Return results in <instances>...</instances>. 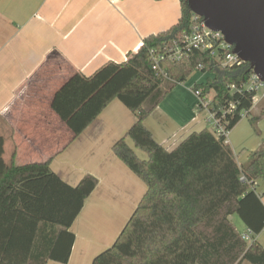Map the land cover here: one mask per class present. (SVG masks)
Instances as JSON below:
<instances>
[{
    "label": "trees",
    "instance_id": "trees-1",
    "mask_svg": "<svg viewBox=\"0 0 264 264\" xmlns=\"http://www.w3.org/2000/svg\"><path fill=\"white\" fill-rule=\"evenodd\" d=\"M181 4L177 24L143 40L139 69L112 97L136 115L126 137L148 159L139 158L126 138L114 145V154L147 192L116 242L92 264H264V245L257 240L264 231V192H257L264 180V145L240 164L227 138H217L208 128L168 149L144 124L196 71L214 75L193 91L211 99L218 116L225 114L227 132L244 117L257 129L264 117V97L256 115L258 91L245 88L253 74L249 63L223 66L209 52L192 51L179 61L162 59L165 74L153 71L150 51L171 48L195 22L187 3ZM231 85L240 90L232 91ZM97 185L86 175L70 186L51 170L50 160L7 163L0 141V264H67L76 241L70 229ZM236 216L252 232L250 242L230 219Z\"/></svg>",
    "mask_w": 264,
    "mask_h": 264
},
{
    "label": "crops",
    "instance_id": "crops-1",
    "mask_svg": "<svg viewBox=\"0 0 264 264\" xmlns=\"http://www.w3.org/2000/svg\"><path fill=\"white\" fill-rule=\"evenodd\" d=\"M181 15L179 0H0L5 161L50 160L51 170L73 187L86 175L98 180L70 229L76 241L67 264H92L110 248L147 192L114 154V145L126 138L139 158L148 159L126 137L136 115L112 97L139 69L143 40L171 28ZM182 85L144 122L168 149L208 128L194 91ZM243 119L227 136L234 154L241 141L233 132L253 130Z\"/></svg>",
    "mask_w": 264,
    "mask_h": 264
},
{
    "label": "water",
    "instance_id": "water-1",
    "mask_svg": "<svg viewBox=\"0 0 264 264\" xmlns=\"http://www.w3.org/2000/svg\"><path fill=\"white\" fill-rule=\"evenodd\" d=\"M179 1L186 2L209 29L222 33L233 53L249 63L264 84V0Z\"/></svg>",
    "mask_w": 264,
    "mask_h": 264
},
{
    "label": "built area",
    "instance_id": "built-area-1",
    "mask_svg": "<svg viewBox=\"0 0 264 264\" xmlns=\"http://www.w3.org/2000/svg\"><path fill=\"white\" fill-rule=\"evenodd\" d=\"M195 22L191 27V30L185 34L179 41L162 53H157L154 50L150 51V62L153 67V71L161 74L165 72L160 68V61L167 58L171 61H179L183 59L188 53L192 51L209 52L212 57H215L221 61L223 66H234L242 63V61L233 53V47L225 42L224 36L220 32L209 29L204 20L198 16L194 18ZM263 86V83L259 80L257 75L252 74L250 80L245 85L248 90L258 91ZM232 91H239L240 89L236 85H231ZM198 99L197 112L198 114H204L208 129L218 138L224 135L226 138L228 133L223 120L225 114L218 116L214 107H211V99L203 100L201 98L200 91H194ZM255 105V104H254ZM254 108V107H253ZM228 141V139H227ZM241 237L244 241L250 242L252 238V232L247 228L241 233Z\"/></svg>",
    "mask_w": 264,
    "mask_h": 264
},
{
    "label": "rangeland",
    "instance_id": "rangeland-1",
    "mask_svg": "<svg viewBox=\"0 0 264 264\" xmlns=\"http://www.w3.org/2000/svg\"><path fill=\"white\" fill-rule=\"evenodd\" d=\"M210 76L211 75L209 74L207 75L200 71H196L187 79V81L184 82L185 84L183 83L182 86L188 85L190 89L192 88L193 90L195 84L206 82L209 79L208 77ZM263 97H264V84L261 88L258 89L257 97L255 98L253 113L256 115L260 114ZM244 118L245 119H243L244 121L243 123H246L248 131L249 129H253V130L250 131L248 134H244L246 129H243L240 126L236 132H233V138L241 141L240 143L241 147H239L238 149H236L237 151H235L236 152L235 155L238 157L237 160L240 164H246L249 161L251 154L257 151L258 149H260L264 145V117L261 118V120L257 124V129H255L251 125L248 117H244ZM257 185H259L258 186L259 190L263 192L264 180L259 181ZM234 224L240 232H243L244 225L237 216L235 217ZM260 242L264 245V236L262 238V241L260 240ZM243 264H250V263L244 262Z\"/></svg>",
    "mask_w": 264,
    "mask_h": 264
}]
</instances>
